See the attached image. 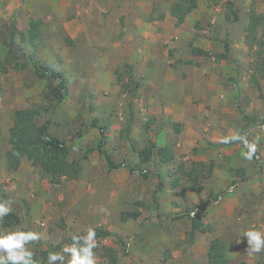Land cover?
<instances>
[{"label": "rangeland", "instance_id": "rangeland-1", "mask_svg": "<svg viewBox=\"0 0 264 264\" xmlns=\"http://www.w3.org/2000/svg\"><path fill=\"white\" fill-rule=\"evenodd\" d=\"M176 1L0 0V199L12 202L0 231L37 233L27 245L36 264H47L49 252L67 264L63 248L89 228L109 234L96 238V264H208L216 238L228 243L230 264H264V250L250 256L243 237L250 229L264 234V193L253 215L234 190L249 177L245 169L264 189V0H198L179 26L170 13ZM49 4L61 5L51 20ZM138 5L148 29L135 32L127 13ZM30 19L43 22L36 47L16 35L10 52L5 38L26 33ZM68 23L75 31L88 25L93 47L74 42ZM25 60L62 72L68 94L55 110L51 88L59 82L39 77L31 63L21 70ZM26 109L67 142L68 160L80 161L77 178L48 175L31 156L7 170L10 129ZM93 120L107 128L103 150L112 161L148 170L147 178L108 167L97 151L99 130L87 127ZM164 147L175 156L169 163L158 156ZM247 147L255 148L251 159ZM144 150L153 151L147 162ZM198 216L211 231L192 233Z\"/></svg>", "mask_w": 264, "mask_h": 264}, {"label": "trees", "instance_id": "trees-1", "mask_svg": "<svg viewBox=\"0 0 264 264\" xmlns=\"http://www.w3.org/2000/svg\"><path fill=\"white\" fill-rule=\"evenodd\" d=\"M198 8V0H178L174 2L170 7V13L172 17L176 19V24L181 25L186 17L195 9ZM251 20H254V14H251ZM254 24V23H253ZM252 24V26H253ZM41 25L42 21L36 19H31L29 21V28L27 34L21 33V41L23 43L27 42L31 47H36L35 38L41 34ZM14 29L15 27L12 26ZM14 31V30H13ZM9 32V38L6 37L5 43L10 52H14V48L9 46V41L15 37V32ZM67 42V40H66ZM264 44V43H263ZM19 56L23 53L21 49L15 48ZM194 52L202 53V51L194 49ZM264 51V45L261 48L260 53ZM31 63L36 74L39 77H47L53 81H58L59 85L57 87L51 88V94L54 98L58 100L54 110L62 105L68 94L66 81L63 77L62 72L55 71L49 66L39 65L32 63L29 60L21 61L19 67L21 70H24L28 67V64ZM38 112L34 109H26L17 111L15 114L13 125L10 129V150L5 155L6 167L9 172L18 171L22 165L23 159L27 156H31L32 159L41 166L45 173L48 175L60 178H77L80 174L81 166L80 161H70L68 160L69 149L66 141H62L54 136H51L49 133L51 122L46 120L43 124H38ZM87 127L96 128L99 130L101 135V140L97 144V151L102 155L108 167L112 169L127 167L131 173H137L144 178L149 176V171H137L132 168L127 162L122 164H115L112 159L105 153L103 147L106 144V126L100 125L98 120L91 121ZM83 131H79L75 134L74 139L80 138ZM153 148H156V145H153ZM247 150L250 152V148L247 147ZM153 155V151L144 150L140 152V157L144 162H147ZM158 156L163 162H171L174 160L175 156L170 148H161L158 150ZM203 164L201 165V167ZM162 182L160 178L161 189ZM192 233L197 231L206 232L211 231L210 226L203 227L201 218L195 217L192 219ZM14 224V217H10V220L7 221V226H12ZM96 238L107 237L108 233L102 231H95ZM228 243L222 239H213L208 248V264H230V259L227 256ZM93 252H95L93 250ZM246 264V263H242Z\"/></svg>", "mask_w": 264, "mask_h": 264}, {"label": "clouds", "instance_id": "clouds-1", "mask_svg": "<svg viewBox=\"0 0 264 264\" xmlns=\"http://www.w3.org/2000/svg\"><path fill=\"white\" fill-rule=\"evenodd\" d=\"M254 151V147L250 148L249 159H251V153ZM11 203V200L0 199V219L12 211ZM243 237L247 239L246 251L250 256L264 250V234L260 231L247 230L243 233ZM37 239H39V235L32 231H0V264H36L33 259L34 254L27 245ZM72 240L71 245L63 248V253L70 256L67 264H96L93 252V249L97 247L95 231L89 228L86 234L73 236ZM57 260L63 264L64 255L49 252L47 264H53Z\"/></svg>", "mask_w": 264, "mask_h": 264}, {"label": "crops", "instance_id": "crops-1", "mask_svg": "<svg viewBox=\"0 0 264 264\" xmlns=\"http://www.w3.org/2000/svg\"><path fill=\"white\" fill-rule=\"evenodd\" d=\"M137 9H139L138 12L139 11H143V10H145V6L144 5H141V6L138 5V7L137 6L135 7V9L129 10L128 13H127V23L132 28V30H135V32H140V30H142V29L143 30H147L148 29V22H147L148 18L145 17V15H143L141 12L138 13ZM44 11H46L45 13L49 14L48 17L51 20V19L56 17V15H55L56 13H59L61 11V5L56 6L54 4H49V5L46 6ZM133 12L135 14H133ZM142 16H144L145 18H143ZM115 18H116V16L113 19H115ZM117 21L120 23L119 20H117ZM156 23H159V21H156ZM42 26H43V22H42L41 28H42ZM54 26H56V25L52 24V27H54ZM64 27H65L69 37L72 38V40L74 42L78 43V41H80L81 44H84L85 40H86V42L88 40L87 44H90L91 48L93 47L94 37H93V35H92L91 31H90L91 29L88 28V25H80V28L77 31H75L72 28V26H70V23L66 24ZM150 27H151V29H154L153 26H150ZM10 28L12 29V27H10ZM28 28H29V23H28ZM129 30H131V29H129ZM21 33L22 32H19L18 34L15 33V37L13 39L16 38V35H19V40H22L21 39V35H20ZM145 33H144V36L146 38L147 37V33L146 34ZM25 34H27V32ZM135 37L136 36H132L133 39ZM142 40H145V43L143 44L144 48H145L147 39L142 38ZM140 41L141 40H138L136 44L137 45H141ZM154 41H157L159 43L160 40H154ZM51 42H52V40H51ZM51 42H50V44H51ZM153 43L154 42H151V45H149V47L153 46ZM51 45H54V43L52 42ZM155 46H156V44L154 43V48H149L148 47V48H146V50L151 54L152 51H155ZM144 60H145V58H144ZM254 152H252L251 154H254ZM242 156H244L243 153H242ZM254 157L256 159V162H259V163L261 162L258 155H254ZM246 165L245 164H240L239 166L245 169ZM245 170H246V175H248L249 177L246 180H244L242 183L237 181L236 185H234L235 187L237 186L234 189L235 192H236V196L238 197L237 204L239 203L240 206H241V204H243L245 206L249 205L248 208L250 209V212H252L253 215H256L257 213L259 214L261 211H259V206L254 203V200L256 199L255 197L257 195H260L261 193H264V189L261 188V184L259 182L258 183L255 182V178L251 176L252 172H250V169L249 170L245 169ZM234 190L232 189L231 192H233ZM239 193H241V195ZM262 203H263V205H262V212L261 213L264 214V201Z\"/></svg>", "mask_w": 264, "mask_h": 264}]
</instances>
